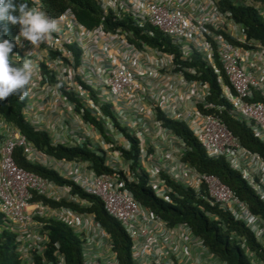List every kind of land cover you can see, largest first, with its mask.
Masks as SVG:
<instances>
[{
  "label": "built area",
  "instance_id": "1",
  "mask_svg": "<svg viewBox=\"0 0 264 264\" xmlns=\"http://www.w3.org/2000/svg\"><path fill=\"white\" fill-rule=\"evenodd\" d=\"M97 1L104 14L109 11L117 18L129 17L143 34L151 35V28L158 30L177 47L181 59L196 52L212 68L229 116L243 122L253 137L264 143V46L247 38L243 25L228 11L219 10L214 0ZM235 1L253 8L264 22V0ZM31 7H39L36 0ZM55 19L59 31L50 39L32 46L21 38L16 46L22 59L31 60L33 65L27 101L41 93L50 99L43 106L38 98L41 101L36 110L26 101L22 113L31 126L45 131L52 144L81 147L90 144L94 129L81 120L82 110L76 113L62 91L73 93L105 127L112 128L99 111L101 105H109L118 122L137 139L139 167L134 172L145 174L146 186L158 199L169 202L168 196L174 194L168 181L188 188L209 206L241 222L264 250V220L252 214L218 177L198 172L184 162V152L189 149L155 118L157 108L166 118L184 123L206 157L223 159L264 204V160L243 148L216 114L202 113L197 107L213 108L206 101L207 84L173 70L171 54L143 42L139 46L130 42L129 31H105L100 25L87 30L75 22L69 10ZM73 44L79 49L77 65L67 48ZM49 52H57L60 57L51 58ZM41 64L46 73L41 72ZM183 71L196 74L192 68ZM51 73L55 83L48 81ZM43 108L47 117L41 113ZM222 109L216 107L218 112ZM57 111L72 116L70 127L61 122L63 137L52 134L56 127L50 119ZM15 148L21 149L27 162L53 170L82 193L98 198L104 211L128 236L133 263L226 264L208 251L188 225L168 226L132 197L124 184L136 180L128 161L123 159L125 166L117 167L119 152L104 151V164L111 172L96 174L88 162L45 155L0 118V234L3 231L12 236L17 264H67L58 243L49 238L47 227L52 222L64 225L77 237L81 264L118 263L108 233L93 214L72 207L86 209L90 203L72 193L70 185L57 184L18 167L12 158ZM207 215L216 220V216ZM240 247L249 264H264L245 248L243 239Z\"/></svg>",
  "mask_w": 264,
  "mask_h": 264
},
{
  "label": "trees",
  "instance_id": "2",
  "mask_svg": "<svg viewBox=\"0 0 264 264\" xmlns=\"http://www.w3.org/2000/svg\"><path fill=\"white\" fill-rule=\"evenodd\" d=\"M36 1L39 7L51 18H56L65 10H69L75 22L87 30H91L100 25L105 31H113L115 29L129 31L130 35L127 38L130 42L133 43L135 41L138 46L139 42H143L149 47L171 54L174 65L173 70L182 72L183 76L187 79H197L206 83L208 86L206 101L213 105V108L204 110L201 105H198V109L202 113L216 114L230 133L238 139L243 148L256 153L264 160V143L253 137L251 131L243 122L229 116L227 112L228 104L220 97V87L216 83V76L212 68L196 52H192L187 59H181L177 47L158 30L151 28V35L143 34L141 29L133 26V21L129 17L123 16L117 18L109 11L104 14L97 0ZM214 1L219 10L228 11L235 22L243 25L247 38L254 39L264 46V22L259 18L253 8L245 6L240 2L238 3L235 0ZM17 2L19 3L20 0H17ZM21 2L27 3L29 7L34 4V0H21ZM19 31V25H12L8 22L0 23V33H3V38L13 43L15 35ZM67 48L73 55L74 65H77L79 49L75 44ZM12 55L14 56L11 59L15 65L20 66L23 63V59L16 47L13 48ZM15 56L19 58V62L16 61ZM49 56L51 58H58L60 54L57 52H49ZM214 65L218 67L216 59H214ZM185 68L194 69L196 74L193 76L189 75L183 71ZM40 70L42 73H46L45 67L42 64L40 65ZM48 81L55 83L52 73L48 76ZM62 94L74 104V111L76 113L79 112V109L82 110L80 115L81 120L96 130L106 142H109L108 137L105 135L103 121L91 113V111L85 109L74 97L73 93L62 91ZM259 100L263 101L262 99ZM26 101V97L21 101L16 94L10 95L5 100L0 101V118L15 127L27 141L47 156L58 160L88 162L96 174L111 172V169L104 164V151L98 147H93L89 142L82 144L81 147L52 144L50 137L45 131L34 129L22 113V108L26 104ZM216 107H223V109L218 112ZM99 111L103 117L109 120L112 128L126 143V148H114L119 152L122 159L130 163L129 171L134 176L136 182L125 181L124 186L125 189L131 192L132 197L140 205L149 209L168 226H174L179 223L188 225L191 233L201 239L208 251L216 255L219 260L226 262V264H249L248 257L245 255L243 248L240 247V241L242 239L248 251L253 252L255 256L264 260V250L256 243L248 229L241 222L234 221L228 213L218 210L216 206H209L201 198V195H195L192 190L168 181L167 183L174 191V194L168 196L169 202L158 199L151 189L146 186L145 174L142 171H139V173L134 172V169L139 167L137 139L118 122L116 116L110 110L109 105H101ZM155 118L160 121L164 128L169 129L176 135L184 143L185 147L189 149L184 152L182 158L184 162L198 172L213 174L218 177L237 198L247 204L252 214L264 220V204L252 192L239 173L231 170L221 158L210 159L206 157L204 151L184 123L166 118L157 108H155ZM12 158L18 167L26 171L52 180L57 184L70 185L72 193L77 194L81 199L87 200L90 203V206L86 209H79L74 205L72 207L81 211L86 210L93 214L96 222L110 237L112 250L115 253L117 263L135 264L130 257V240L128 236L120 224L104 211L98 198L82 193L76 186L62 179L53 170L47 169L39 164L27 162L20 148L14 149ZM118 173L123 178L122 173ZM207 213L216 216V220L209 217ZM0 225H2L1 218ZM47 229L50 240L58 243L60 246L66 263L81 264L80 245L77 237L60 223L52 222L48 225ZM0 264H17L15 254L12 250V236L3 231L0 234Z\"/></svg>",
  "mask_w": 264,
  "mask_h": 264
},
{
  "label": "clouds",
  "instance_id": "3",
  "mask_svg": "<svg viewBox=\"0 0 264 264\" xmlns=\"http://www.w3.org/2000/svg\"><path fill=\"white\" fill-rule=\"evenodd\" d=\"M2 22L19 25L20 31L15 38V44L4 39L3 33H0V101L13 94L23 101L29 94L27 86L32 80L33 65L31 60L24 59L20 66H16L11 59L14 56L13 48L19 45L21 38L32 46H39L50 39L52 33L59 31V23L57 19L49 17L42 8L29 7L21 0L19 3L17 0H0V23ZM16 61H20L18 57Z\"/></svg>",
  "mask_w": 264,
  "mask_h": 264
},
{
  "label": "rangeland",
  "instance_id": "4",
  "mask_svg": "<svg viewBox=\"0 0 264 264\" xmlns=\"http://www.w3.org/2000/svg\"><path fill=\"white\" fill-rule=\"evenodd\" d=\"M105 135L108 137L109 142H106L101 136L97 133L96 130H93L92 140L90 144L93 147H98L99 149L105 151L106 153L112 154L113 152H118L114 147H122L126 146L123 138L112 128L106 126L105 127ZM117 167L123 168L125 166L124 160L121 157L115 159Z\"/></svg>",
  "mask_w": 264,
  "mask_h": 264
},
{
  "label": "crops",
  "instance_id": "5",
  "mask_svg": "<svg viewBox=\"0 0 264 264\" xmlns=\"http://www.w3.org/2000/svg\"><path fill=\"white\" fill-rule=\"evenodd\" d=\"M38 98H40L42 100V105L43 106H46L47 104L50 103V99L47 98V96H44V94H39V96H36L35 98H32V99H29L27 101L28 105H32L34 107V109L36 110V105L38 103H40V101H38ZM38 112V111H37ZM41 113H43L42 115L43 116H46L47 117V111L43 110L41 111ZM53 117L52 119H50V123H52L54 125V131L52 134H57L59 136H65V129L62 130L61 128V122H63L67 127H70L72 125V122L70 121L71 119V115H68L67 113L65 112H62V111H57L56 113L52 114Z\"/></svg>",
  "mask_w": 264,
  "mask_h": 264
}]
</instances>
